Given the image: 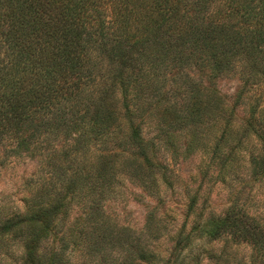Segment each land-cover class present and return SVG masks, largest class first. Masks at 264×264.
Returning <instances> with one entry per match:
<instances>
[{"label": "trees", "instance_id": "trees-1", "mask_svg": "<svg viewBox=\"0 0 264 264\" xmlns=\"http://www.w3.org/2000/svg\"><path fill=\"white\" fill-rule=\"evenodd\" d=\"M196 61L207 63L211 78L188 81L182 91L184 110H161L162 102L151 112L154 97L167 94L165 87L174 86L188 67L198 68ZM239 67L236 106L264 81V0H0V143L19 139L28 146L43 139L39 149L48 144L52 150L59 136L66 142L56 155L44 158L53 182L51 202L36 198L22 217L7 214L0 237L20 238L28 228L26 264H46L41 246L55 230L63 232L61 221L74 207L71 197L78 195L74 179L85 178L100 195L112 196L117 158L130 164L142 158L144 167L134 177L151 189L138 176L152 169L143 136L146 117L157 111L168 134L187 129L189 118L197 119L199 127L204 118L222 120L226 103L212 80ZM259 102L251 108L245 132L261 144L253 164L254 174L264 178V108ZM50 137L58 139L57 145L44 141ZM122 149L125 154L119 155ZM131 150L139 158H130ZM103 209L95 203L85 216L90 238L104 226ZM76 226H69L68 242L63 232L64 244L84 249L86 228ZM206 228L210 242L225 238L247 244L255 254L252 264H264L261 216L234 203ZM56 257L47 264H59Z\"/></svg>", "mask_w": 264, "mask_h": 264}, {"label": "rangeland", "instance_id": "rangeland-1", "mask_svg": "<svg viewBox=\"0 0 264 264\" xmlns=\"http://www.w3.org/2000/svg\"><path fill=\"white\" fill-rule=\"evenodd\" d=\"M206 64L198 62V68L204 66L201 70L188 67L174 86L167 85V94L155 96L149 104L151 112L162 102L161 110H184L186 96L182 91L188 81L211 78L210 68L204 69ZM240 70L223 73L210 83L226 103L222 120L204 118L200 129L197 119L189 118L185 120L187 129L168 134L161 127L159 113L149 112L152 115L146 117L143 136L150 145L148 166L152 169L146 172L148 176H138L151 189H145L146 185L134 177L144 167L142 158L131 164L126 158H117V184L112 196L100 195L101 190H94L85 178L74 179L78 195L70 194L74 207L61 221L65 226H59L67 242L69 226L87 225L85 216L95 203L104 208V226L91 238L92 231L85 226V248L75 250L73 245L66 248L63 232L55 230L41 246L45 263L57 254L55 260L61 264H252L255 254L247 244H233L225 238L213 243L205 238L208 223L224 216L234 203L264 219V178L254 174L253 164L262 147L254 134L247 136L245 132L251 108L257 101L264 108V81L250 88L244 99L248 105L236 106L242 87ZM230 116L229 129L226 122ZM49 139L44 141L57 145L58 139ZM59 139L57 148L66 143L64 137ZM38 144H43V139L28 146L19 139L0 143V229L7 214L25 215L27 209H33L36 198L39 203L51 202L53 182L46 176L49 167L44 158L56 155L53 152L57 148L51 150L47 144L43 150ZM124 151L117 152L124 155ZM127 153L133 154L130 158H139L138 151ZM24 228L20 238L0 237V264H26L23 243L29 235Z\"/></svg>", "mask_w": 264, "mask_h": 264}]
</instances>
